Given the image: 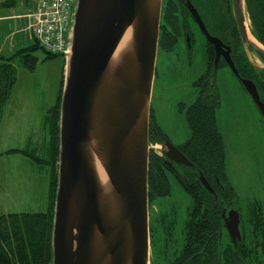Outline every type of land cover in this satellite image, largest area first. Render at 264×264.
<instances>
[{"label":"water","instance_id":"obj_1","mask_svg":"<svg viewBox=\"0 0 264 264\" xmlns=\"http://www.w3.org/2000/svg\"><path fill=\"white\" fill-rule=\"evenodd\" d=\"M161 1H76L59 105L52 264L149 263L148 125ZM232 4L245 43L264 54L241 25L242 0ZM242 82L264 117L253 83ZM162 146L169 165L192 166L169 140ZM238 222L229 211L233 241Z\"/></svg>","mask_w":264,"mask_h":264},{"label":"rangeland","instance_id":"obj_2","mask_svg":"<svg viewBox=\"0 0 264 264\" xmlns=\"http://www.w3.org/2000/svg\"><path fill=\"white\" fill-rule=\"evenodd\" d=\"M2 1L0 0V64L2 57L7 58L16 51L13 2L8 6L1 5ZM19 1L21 0H16ZM28 1L30 6L18 4L16 13L22 15L32 9L35 0ZM246 12L244 8L247 17ZM17 24L25 29L18 34L21 41L18 47L34 44L25 18L17 20ZM29 53L37 57L33 69L24 67L19 57L13 59L15 82L0 116V214L43 212L49 207V165L41 166L21 153L6 152L14 148L26 149L41 158H49L50 132L43 115L56 102L65 59L62 55L45 58L46 53L41 47ZM200 71L197 57H194L193 64L187 68L184 65L179 68L172 58H158L150 106L155 124L174 145L183 144L190 137L185 110L199 96L198 89L193 88L191 83ZM222 79L226 81H220L218 77L211 92L218 94L215 119L224 146L225 173L240 203L250 207L254 197L264 200L261 196L264 195V135L258 125L260 116L239 85L229 78ZM169 183L170 193L149 204V221L152 227L150 260H153V264H162L165 261L164 253L178 251L184 243L181 229L187 215L186 209L190 206V198L171 176ZM171 216L176 221L172 239L167 243L158 241L153 245V241L161 236V218L166 223L172 220ZM252 219L255 221L253 211L247 218V236L252 234L255 225L258 226V222L254 225Z\"/></svg>","mask_w":264,"mask_h":264},{"label":"trees","instance_id":"obj_3","mask_svg":"<svg viewBox=\"0 0 264 264\" xmlns=\"http://www.w3.org/2000/svg\"><path fill=\"white\" fill-rule=\"evenodd\" d=\"M13 0H3L1 5H12ZM248 10L255 37L264 45V1L248 0ZM35 43L18 49L11 56L5 58L0 64V116L8 99L10 90L15 82V70L11 63L12 59L19 57L24 67L33 69L37 63V57L29 53L38 48ZM56 56L49 52L45 58ZM62 84V83H61ZM62 86V85H61ZM61 86L54 105L49 107L44 115V122L48 124L50 132L49 158H41L26 149H9L7 153H21L29 157L33 162L50 167L49 180V207L43 212H16L0 214V264H51V230L53 222V206L56 190V172L58 160V121ZM218 103L199 95L185 111L186 124L190 130L189 139L178 146L186 157L193 163V167L174 166L169 168L165 164L163 156L154 153L149 154L148 159V202L149 204L159 197L170 193L169 176L173 177L181 186L182 190L190 198V206L186 209V218L182 223V248L175 251L174 258L189 259L188 244L198 240L202 243L217 241V231L221 226L219 210L205 209L199 204L205 200H198L196 195H208L202 186L196 189L195 180L200 171L207 180L213 178L227 179L224 167L225 153L221 134L216 126L215 109ZM166 138L159 126L153 120L152 109L149 117V141L162 142ZM227 200H235L237 195L228 184ZM209 202V200H207ZM206 206V205H205ZM210 206V204H209ZM172 217V216H171ZM161 236L155 242L167 243L172 239L175 232L176 221L174 216L165 223L161 218ZM249 221H251L249 219ZM254 221V219H252ZM257 222L256 218L254 225ZM257 226V225H255ZM152 231V227L149 228ZM216 234V235H215ZM163 243V244H164ZM150 245L152 240L150 239ZM206 259L199 258L198 264H205Z\"/></svg>","mask_w":264,"mask_h":264},{"label":"flooded vegetation","instance_id":"obj_4","mask_svg":"<svg viewBox=\"0 0 264 264\" xmlns=\"http://www.w3.org/2000/svg\"><path fill=\"white\" fill-rule=\"evenodd\" d=\"M243 7L249 17L245 18V22L248 20L251 24L250 34L254 35L248 0H243ZM254 38L262 45L257 37ZM246 42L242 37L232 0H162L156 75L158 58H172L179 68L183 65L187 68L193 64L194 57H197L201 71L191 86L198 89V95L204 99L209 97L218 103V94L211 92V89L218 77L220 81H226L222 78H229L240 86L255 106L260 116L259 129L264 135V117L242 82L251 81L259 100L264 103V54L247 39ZM173 164L181 166L180 163ZM208 183L211 187V190L206 189L208 195H196L195 198L205 200L199 207L213 208L212 212L219 210L221 226L215 229L219 233L215 234L219 239L208 243L190 242L189 259L173 258L175 254L172 250L168 254L164 253V264H198L199 258L206 259L205 264H264V200L254 197L252 206L246 207L238 197L227 200L228 179L213 178ZM195 184L196 189L203 186L197 179ZM230 210L237 211L240 219V239L235 235V241L229 236L224 223V217H227ZM250 210L254 212L258 226L247 236L249 229L246 224L249 223L247 218L252 212Z\"/></svg>","mask_w":264,"mask_h":264},{"label":"built area","instance_id":"obj_5","mask_svg":"<svg viewBox=\"0 0 264 264\" xmlns=\"http://www.w3.org/2000/svg\"><path fill=\"white\" fill-rule=\"evenodd\" d=\"M74 0H37L36 8L27 14L31 33L51 52L67 51L66 32Z\"/></svg>","mask_w":264,"mask_h":264},{"label":"crops","instance_id":"obj_6","mask_svg":"<svg viewBox=\"0 0 264 264\" xmlns=\"http://www.w3.org/2000/svg\"><path fill=\"white\" fill-rule=\"evenodd\" d=\"M18 4H19V6L20 5L21 6H30L28 0H21L19 2H16V0H13L14 24H15V38H16V50H18V49H20V48H22L24 46V45H22V47H18V46H20L19 45L20 44L19 42H21L19 40V38H18V34L21 33V30H23V31L25 30L24 28H22V26L19 27L18 24H17V20L20 19V17H18V16L21 15V14L16 13V11H15ZM17 29H19V30H17ZM62 71H63V69H62ZM43 120H44V115H43Z\"/></svg>","mask_w":264,"mask_h":264},{"label":"bare ground","instance_id":"obj_7","mask_svg":"<svg viewBox=\"0 0 264 264\" xmlns=\"http://www.w3.org/2000/svg\"><path fill=\"white\" fill-rule=\"evenodd\" d=\"M250 38H251V37H250ZM127 39H128V33H126V34L124 35V37L122 38V40H121V42H120V47L124 45V43L126 42ZM251 40H253V39L251 38ZM98 168H99V170H100V173H102L100 167H98Z\"/></svg>","mask_w":264,"mask_h":264}]
</instances>
